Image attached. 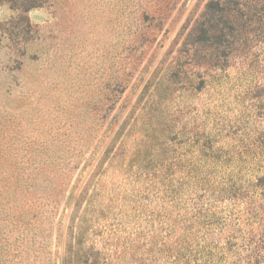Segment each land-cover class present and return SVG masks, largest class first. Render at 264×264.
I'll list each match as a JSON object with an SVG mask.
<instances>
[{
    "label": "rangeland",
    "instance_id": "obj_1",
    "mask_svg": "<svg viewBox=\"0 0 264 264\" xmlns=\"http://www.w3.org/2000/svg\"><path fill=\"white\" fill-rule=\"evenodd\" d=\"M207 1L0 0V264H264V29L192 64Z\"/></svg>",
    "mask_w": 264,
    "mask_h": 264
},
{
    "label": "trees",
    "instance_id": "obj_2",
    "mask_svg": "<svg viewBox=\"0 0 264 264\" xmlns=\"http://www.w3.org/2000/svg\"><path fill=\"white\" fill-rule=\"evenodd\" d=\"M262 13L264 0H208L184 38L183 44L188 47L190 55L187 60L192 64L200 63V66L220 65L222 57L229 55L227 49L244 44L251 34L264 29ZM262 183L260 179L253 186L258 187ZM82 193H86V189L78 196ZM76 203L79 204V200ZM83 233L80 227L78 234ZM92 250L91 245L79 238L76 243H69L63 264H95Z\"/></svg>",
    "mask_w": 264,
    "mask_h": 264
}]
</instances>
